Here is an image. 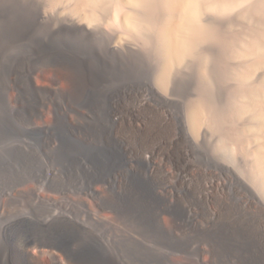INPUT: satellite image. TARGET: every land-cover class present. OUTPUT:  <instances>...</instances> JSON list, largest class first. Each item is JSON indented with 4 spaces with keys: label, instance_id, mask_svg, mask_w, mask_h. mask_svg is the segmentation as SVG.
<instances>
[{
    "label": "bare ground",
    "instance_id": "bare-ground-1",
    "mask_svg": "<svg viewBox=\"0 0 264 264\" xmlns=\"http://www.w3.org/2000/svg\"><path fill=\"white\" fill-rule=\"evenodd\" d=\"M246 1L127 0L141 14L122 0L79 3L120 13L136 32L154 29L162 6L164 82L208 36L205 6ZM95 37L51 25L33 0H0V264H264V204L191 137L183 94H156L132 49ZM258 88L246 86L237 109L264 134ZM202 109L190 112L195 129Z\"/></svg>",
    "mask_w": 264,
    "mask_h": 264
},
{
    "label": "rangeland",
    "instance_id": "rangeland-1",
    "mask_svg": "<svg viewBox=\"0 0 264 264\" xmlns=\"http://www.w3.org/2000/svg\"><path fill=\"white\" fill-rule=\"evenodd\" d=\"M33 1L50 18L51 25L85 28L96 36L94 42L110 44L125 53L132 49L142 66V76L156 94L164 96L169 91L183 94L181 119L191 137L202 140L214 160L230 165L264 204L263 126L249 108L237 109L249 104L246 86L259 87L264 92V12L256 8L264 0H249L228 10L205 6L200 19L208 36L199 40L180 61L171 62L164 82L160 78L164 52L156 29L157 22L166 17L162 6L154 10V29L136 32L126 27L120 13L115 12V17L110 8L91 9L79 0ZM122 1L121 10L143 12L127 0ZM254 39L262 45L251 47ZM197 105L203 108V118L195 129L190 112ZM112 247L125 259L118 242Z\"/></svg>",
    "mask_w": 264,
    "mask_h": 264
}]
</instances>
